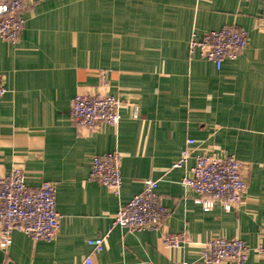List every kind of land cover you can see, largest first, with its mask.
<instances>
[{
  "label": "crops",
  "instance_id": "crops-1",
  "mask_svg": "<svg viewBox=\"0 0 264 264\" xmlns=\"http://www.w3.org/2000/svg\"><path fill=\"white\" fill-rule=\"evenodd\" d=\"M23 13L17 42L0 41V176L16 167L32 190L53 182L62 219L52 241L13 232L0 264H205L200 252L212 237L242 240L251 249L243 264H264L254 252L264 244V0H35ZM223 27L249 41L218 69L189 46ZM85 93L120 100L116 128L72 124V99ZM188 139L193 155L226 152L243 163L247 189L233 209L204 211L181 184L194 159L173 165ZM114 151L119 195L89 180L92 158ZM148 179L172 218L155 231L114 226ZM183 232L180 247L163 245ZM106 234L94 251L88 241Z\"/></svg>",
  "mask_w": 264,
  "mask_h": 264
},
{
  "label": "built area",
  "instance_id": "built-area-1",
  "mask_svg": "<svg viewBox=\"0 0 264 264\" xmlns=\"http://www.w3.org/2000/svg\"><path fill=\"white\" fill-rule=\"evenodd\" d=\"M35 0H0V41L16 43L25 25L23 9ZM246 31L223 27L195 36L190 41V52H199L201 58L221 68L226 60L235 61L248 45ZM7 93L0 83V99ZM69 117L74 126L86 132L94 131L100 123L117 127L121 120V102L112 95L77 94L72 99ZM195 141L188 139L174 168L186 166L190 159L194 165L190 175L182 178L181 184L196 192V202L204 211L221 204L226 210L237 206L247 184L243 163L230 153L193 155ZM122 156L118 151L94 156L91 160L90 181H96L119 195L122 188ZM158 182L145 180L143 191L133 196L113 217V225L129 232L155 231L172 218V212L160 201ZM57 187L53 182L42 181L37 190L26 183L23 170L13 167L5 176H0V248L7 250L12 244V234L19 231L34 241H52L60 232L61 214L56 208ZM264 233V230H261ZM108 234L90 239L88 244L96 252L104 249ZM187 240L186 233L167 234L162 243L167 249L181 246ZM254 252L264 259V244ZM251 249L240 239L212 237L203 245L200 260L205 264H220L223 261L245 263ZM91 264V259H86ZM144 264H154L146 262ZM188 264V263H181Z\"/></svg>",
  "mask_w": 264,
  "mask_h": 264
}]
</instances>
